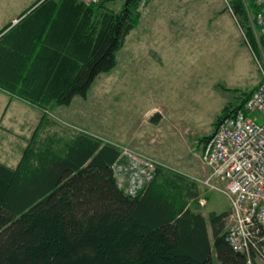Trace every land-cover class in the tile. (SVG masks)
Listing matches in <instances>:
<instances>
[{
  "label": "trees",
  "instance_id": "1",
  "mask_svg": "<svg viewBox=\"0 0 264 264\" xmlns=\"http://www.w3.org/2000/svg\"><path fill=\"white\" fill-rule=\"evenodd\" d=\"M126 1L124 11L104 20L97 34L72 40L79 44L82 61L70 63L63 85L46 86L51 70L37 61L20 96L29 97L31 89L47 91L44 104L34 102L43 107H69L75 97H85L101 74L116 68L117 54L135 28L129 10L138 0ZM228 10L243 30L250 22L248 10L259 8L255 0H249L248 10L245 0H235ZM34 30H20L0 49V82L12 92L36 50L30 38ZM251 30L244 31L259 53ZM260 42L264 48V39ZM256 88L238 106L226 108L216 128L242 109ZM47 143L28 149L15 171L0 164V264H216L213 250L218 264H247V256L226 240L228 212L211 214V244L206 218L189 204L197 196V182L178 174L171 181L161 177L132 197L114 174L120 157L115 146L86 134L62 149L55 146L58 142Z\"/></svg>",
  "mask_w": 264,
  "mask_h": 264
},
{
  "label": "rangeland",
  "instance_id": "2",
  "mask_svg": "<svg viewBox=\"0 0 264 264\" xmlns=\"http://www.w3.org/2000/svg\"><path fill=\"white\" fill-rule=\"evenodd\" d=\"M33 1L0 0V20L18 15ZM232 1L138 0L129 10L136 25L117 54L116 68L69 107L35 105L40 115L35 114L30 129L21 130L20 141L8 135V146L20 154L27 148L24 156L35 145L53 140L62 149L86 134L118 148L113 171L126 194L136 197L155 179L171 181L178 174L199 185L189 203L192 210L230 212L227 197L200 180L208 173L201 154L217 120L259 83L253 54L228 10ZM126 3L85 7L86 34H97L104 20L122 13ZM245 4L248 10L249 0ZM248 15L243 30L249 32L250 10ZM5 136L0 135V153Z\"/></svg>",
  "mask_w": 264,
  "mask_h": 264
},
{
  "label": "built area",
  "instance_id": "3",
  "mask_svg": "<svg viewBox=\"0 0 264 264\" xmlns=\"http://www.w3.org/2000/svg\"><path fill=\"white\" fill-rule=\"evenodd\" d=\"M77 1L90 8L115 0ZM255 4L259 11H250V17L259 53L241 30L253 54L259 83L244 107L224 119L206 142L201 161L208 173L200 182L227 197L226 240L230 246L247 256V264H264V48L260 42L264 39V0H255ZM147 161L153 166L152 160Z\"/></svg>",
  "mask_w": 264,
  "mask_h": 264
},
{
  "label": "crops",
  "instance_id": "4",
  "mask_svg": "<svg viewBox=\"0 0 264 264\" xmlns=\"http://www.w3.org/2000/svg\"><path fill=\"white\" fill-rule=\"evenodd\" d=\"M86 13L85 7L77 0H35L24 7L18 15L10 17L5 21L0 20V49L8 47V38L20 30H24L25 28L34 30L35 28L34 31L36 32L34 37H30L36 50L27 71L24 73L20 83L16 85L18 93L10 91L7 89L8 84L0 82L1 136H16L13 138H18L20 141L21 130L26 131L30 129V123H32L31 120L35 119V114L40 115L35 106L39 103L34 102L37 101L44 104L47 91L34 93L31 89L28 91L29 97L23 98L20 96V91H26L24 90V87H26L25 80H27L28 72L31 70L33 63L40 61L42 64H48L47 67L51 72L46 86L53 88L64 84L62 74L70 68V63H75L78 66L82 61L78 58L81 54L79 52V44L72 42V40H83L87 35L85 31ZM38 32H40L39 35ZM43 49H45V52H42ZM41 52L42 55H40ZM37 106L43 107L42 105ZM58 107L62 106H55L53 104L45 108ZM2 139L6 145L3 152L0 153V164L15 171L19 167L23 158V152L27 148L21 154L18 151L14 152L8 146L11 143L10 138L2 137ZM13 148L15 147L13 146ZM213 213L219 214L216 210L208 214L202 213L208 222V233L212 245L214 238L209 222L210 216ZM227 221L228 218L226 219V225ZM213 256L216 262L214 250Z\"/></svg>",
  "mask_w": 264,
  "mask_h": 264
}]
</instances>
